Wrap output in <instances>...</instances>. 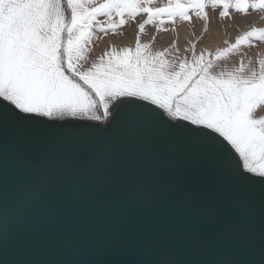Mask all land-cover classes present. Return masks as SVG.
I'll return each mask as SVG.
<instances>
[{
  "label": "snow or ice",
  "instance_id": "obj_1",
  "mask_svg": "<svg viewBox=\"0 0 264 264\" xmlns=\"http://www.w3.org/2000/svg\"><path fill=\"white\" fill-rule=\"evenodd\" d=\"M209 10L264 0H0V264H264V58L213 70L264 28L81 64L96 32L144 15L140 32L207 33Z\"/></svg>",
  "mask_w": 264,
  "mask_h": 264
},
{
  "label": "rangeland",
  "instance_id": "obj_2",
  "mask_svg": "<svg viewBox=\"0 0 264 264\" xmlns=\"http://www.w3.org/2000/svg\"><path fill=\"white\" fill-rule=\"evenodd\" d=\"M99 2H102V0H99ZM166 2V0H158L159 4H162ZM219 10L212 11L210 13V23L208 24V31L207 33H204L202 31L204 21H201L198 18L193 17V20L191 23L187 21H177L175 25L170 23H165L163 25V28L166 29V31H158L157 24H145L144 31L140 32L139 26L140 24H143L144 21L147 19L146 16L141 15L140 17H137L136 19H128L127 23L123 25L120 29L117 30L115 34L109 33L107 35L96 32L93 35L92 43L88 46L87 54L85 60L81 61V64L84 68H88L91 66L92 63L98 62L99 57L105 52L110 51L113 47L116 49H120L123 47H135V38L138 36L141 43H146V39L156 37L159 39H169L175 41L176 44H178V34L182 36V40H185L184 42V48H188V42H192L196 44V51L199 54V52L202 49H207L211 52H214L217 49H223L225 46H223V39L224 37L226 39L230 38L229 35V24L232 25L234 23H238V15H235L233 13L230 14L229 17L226 18H220L218 16ZM100 19H106L101 17ZM158 23V22H157ZM209 34L208 38L210 41L214 42L213 46H206L204 44V41L206 40L207 35ZM202 37V40L200 42L198 41V38ZM207 38V39H208ZM176 53H178V45ZM174 48V47H173ZM225 59L222 58L218 61H214L216 65H221L222 62ZM111 107V104L109 105V108ZM103 109L100 108L99 111L95 112V115H102ZM82 118H89V117H82ZM109 118V114L107 117H102V121H107ZM91 119V118H89Z\"/></svg>",
  "mask_w": 264,
  "mask_h": 264
},
{
  "label": "crops",
  "instance_id": "obj_3",
  "mask_svg": "<svg viewBox=\"0 0 264 264\" xmlns=\"http://www.w3.org/2000/svg\"><path fill=\"white\" fill-rule=\"evenodd\" d=\"M209 11L211 13L213 10ZM231 13L238 15V23H234L233 27L231 24H229L230 26L228 30L230 38L226 39L224 37L223 46L225 47H228L229 45L235 43L237 36L242 35L246 31H250L252 28H264V12H254L250 10L247 15L237 14L234 11H231L230 14ZM208 36L209 34L207 35L204 44L206 46H213L214 42L210 41ZM182 39V36L178 34V44H176L173 40H169L168 38L159 39L156 37H152L146 39L145 41L147 44L150 45V49L153 52L163 51L164 49H167L168 55L166 58L170 61H174L176 60L177 55L181 57L187 55L190 58V53L186 52V48L183 47L185 40ZM253 43L254 46L252 47L242 46L239 50L232 52L229 56L224 58L225 60L222 62L221 65H216L214 62V72H231L234 68L239 67L242 62L246 66L250 67L252 65H255L258 68V60L260 58H264V41H254ZM177 45L179 50L178 53H176L175 50L177 48ZM212 53L214 54V52ZM256 116L257 118H259L260 116H264V107L260 108L257 111Z\"/></svg>",
  "mask_w": 264,
  "mask_h": 264
},
{
  "label": "water",
  "instance_id": "obj_4",
  "mask_svg": "<svg viewBox=\"0 0 264 264\" xmlns=\"http://www.w3.org/2000/svg\"><path fill=\"white\" fill-rule=\"evenodd\" d=\"M155 107V106H153ZM81 120L86 121L87 123H92V124H98L100 126H104L108 123L109 120H111V107L109 108V118L107 121H102V120H93V119H89V118H80ZM238 156V154H237Z\"/></svg>",
  "mask_w": 264,
  "mask_h": 264
}]
</instances>
